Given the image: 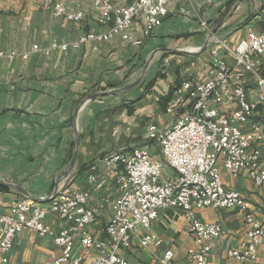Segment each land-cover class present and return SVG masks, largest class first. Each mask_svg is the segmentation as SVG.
Returning a JSON list of instances; mask_svg holds the SVG:
<instances>
[{"label":"crops","instance_id":"1","mask_svg":"<svg viewBox=\"0 0 264 264\" xmlns=\"http://www.w3.org/2000/svg\"><path fill=\"white\" fill-rule=\"evenodd\" d=\"M82 1L90 4V0ZM263 12L264 0L169 1L167 16L150 35L136 25L131 40L114 36L106 42L45 52L53 40L71 42L82 31L107 28L99 26L91 12L81 22H70L56 16L44 0H0V50L28 53L26 58L18 54L0 58V181L20 185L42 198L29 199L32 206H48L50 200L45 199L78 148L65 178L72 187L90 188L89 202L97 209V219L89 229L97 238H105L104 226L119 188L107 172L104 156L145 147L154 158L162 159L157 140L149 137V125L162 128L170 124L176 112L167 113L166 105L176 85L210 76V43L199 50L211 30L215 27L219 38L235 43L246 36L248 27L259 30L263 26L258 19ZM133 39L140 43H132ZM33 44L39 49L33 50ZM164 47L197 53H170L162 51ZM109 90L114 91L93 96ZM164 170L166 175L174 173L166 164ZM91 173L96 179L90 183L87 177ZM222 176L226 188L239 190L264 224V188L223 168ZM20 196L24 195L13 188L0 190V212ZM196 214L222 226L221 235L212 240L210 264H264V241L258 245L254 261L242 262L228 254L247 241L244 215L238 207L208 206L197 209ZM46 221L56 230L63 224L55 213H49ZM153 231L162 244L143 247L135 239L120 251L130 264H158L168 247L174 250V264H193L187 253L193 238L182 209H161ZM75 250L88 261L97 254L79 242ZM59 253L52 238L23 229L7 253L0 250V264H43ZM4 255L7 261L2 260Z\"/></svg>","mask_w":264,"mask_h":264},{"label":"built area","instance_id":"2","mask_svg":"<svg viewBox=\"0 0 264 264\" xmlns=\"http://www.w3.org/2000/svg\"><path fill=\"white\" fill-rule=\"evenodd\" d=\"M179 0H44L58 17L81 22L91 12L105 31L85 30L71 42L53 40L45 49L109 41L114 36L131 40V30L141 25L150 35L168 14V2ZM263 26L248 27L245 37L235 43L213 35L209 54L211 74L205 79H186L176 85L173 97L167 101L166 112L174 114L166 127L149 125V137L159 144L162 159L152 156L147 148L120 152V158L103 160L108 174L118 185L119 193L112 202V215L104 226L105 238H97L90 226L96 221L97 209L90 204V188L72 187L68 181L59 184L54 193L61 200L52 206H32L29 198L12 200L7 210L0 212V250L7 253L15 235L32 229L49 236L60 253L43 264H130L120 252L136 239L143 247L162 244L153 225L164 208L182 209L193 244L188 256L193 264H210L212 240L222 233L218 222L198 218L196 210L203 207H238L244 215L246 244L232 248L228 254L242 261H254L257 247L264 241V224L254 216L249 202L235 188H226L222 168L231 175H245L255 186L264 188V12L258 15ZM202 24L210 30L205 21ZM139 44L140 40L133 39ZM33 50L39 49L33 44ZM15 50H0V58L14 57ZM28 56L27 52L21 54ZM192 118L191 131L178 133V124ZM167 127H174V136H167ZM132 160L142 162V173H135ZM173 170L166 175L164 165ZM94 182L93 173L88 175ZM2 201L0 199V205ZM55 213L63 222L56 230L46 221ZM95 250L88 261L75 250L76 243ZM175 253L165 248L158 264H174ZM7 261V256L2 257Z\"/></svg>","mask_w":264,"mask_h":264},{"label":"water","instance_id":"3","mask_svg":"<svg viewBox=\"0 0 264 264\" xmlns=\"http://www.w3.org/2000/svg\"><path fill=\"white\" fill-rule=\"evenodd\" d=\"M213 35H216V28L214 27L211 32L209 33L208 35V38H207V41L206 43L200 48L199 51H202L204 50L208 44L210 43ZM162 51H167V52H170V53H178V54H186V55H194L196 54L197 52H192V51H189L187 49H182V48H168V47H164L161 49ZM157 51H154L152 54H151V57L147 63V65L149 64V62L152 60L154 54L156 53ZM144 73V72H143ZM140 80V78H139ZM137 80V82L139 81ZM136 82V83H137ZM134 84H131V85H128L124 88H120L119 90H125L127 89L128 87H131L133 86ZM111 91H114V90H109V91H106V92H100V93H95L93 96H98L100 94H103V93H108V92H111ZM118 91V90H117ZM77 151H78V148H76L74 154H73V157L71 159V161L69 162V164L66 166V168H64L61 173L59 174V176L57 177L56 179V182L54 184V188L52 189L51 193L50 194H54V192L56 191V189L58 188L60 182L69 174V172L72 170L73 166H74V163H75V160H76V155H77ZM0 186H6V187H9V188H13L14 190L20 192L21 194H23L24 196L30 198V199H33L35 201H41L42 198H39V197H35L33 196L32 194H30L26 189H24L23 187H21L20 185H17V184H12V183H8V182H4V181H0ZM50 194L49 196L45 199V201H48L50 199Z\"/></svg>","mask_w":264,"mask_h":264},{"label":"bare ground","instance_id":"4","mask_svg":"<svg viewBox=\"0 0 264 264\" xmlns=\"http://www.w3.org/2000/svg\"><path fill=\"white\" fill-rule=\"evenodd\" d=\"M191 125H192V118H185L182 122H179L178 124V133L190 132ZM167 136H174V127H170L167 129ZM136 148H145V147H136ZM116 158H120V153H114L108 156V159H116ZM132 167L133 169H135V173H142V162L141 161L132 160ZM49 200L50 201H49L48 206H52L53 204L58 203L61 200V193L50 194ZM29 204H31L30 200H29Z\"/></svg>","mask_w":264,"mask_h":264},{"label":"trees","instance_id":"5","mask_svg":"<svg viewBox=\"0 0 264 264\" xmlns=\"http://www.w3.org/2000/svg\"><path fill=\"white\" fill-rule=\"evenodd\" d=\"M9 188L6 186H0V190H8Z\"/></svg>","mask_w":264,"mask_h":264},{"label":"rangeland","instance_id":"6","mask_svg":"<svg viewBox=\"0 0 264 264\" xmlns=\"http://www.w3.org/2000/svg\"><path fill=\"white\" fill-rule=\"evenodd\" d=\"M63 180L67 181L66 178H64ZM63 180H62V182H63Z\"/></svg>","mask_w":264,"mask_h":264}]
</instances>
